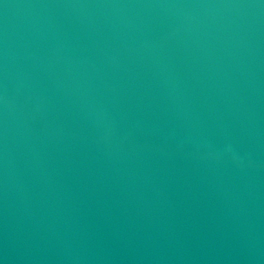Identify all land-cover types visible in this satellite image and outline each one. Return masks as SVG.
Here are the masks:
<instances>
[{"label":"water","instance_id":"water-1","mask_svg":"<svg viewBox=\"0 0 264 264\" xmlns=\"http://www.w3.org/2000/svg\"><path fill=\"white\" fill-rule=\"evenodd\" d=\"M0 264H264V0H0Z\"/></svg>","mask_w":264,"mask_h":264}]
</instances>
